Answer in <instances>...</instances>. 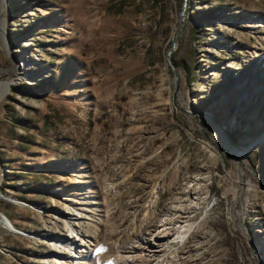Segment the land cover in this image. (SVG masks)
Segmentation results:
<instances>
[{
    "label": "rangeland",
    "instance_id": "374dc122",
    "mask_svg": "<svg viewBox=\"0 0 264 264\" xmlns=\"http://www.w3.org/2000/svg\"><path fill=\"white\" fill-rule=\"evenodd\" d=\"M6 80L0 264H264V0H0Z\"/></svg>",
    "mask_w": 264,
    "mask_h": 264
},
{
    "label": "bare ground",
    "instance_id": "6f19581e",
    "mask_svg": "<svg viewBox=\"0 0 264 264\" xmlns=\"http://www.w3.org/2000/svg\"><path fill=\"white\" fill-rule=\"evenodd\" d=\"M176 78V92L174 94V100L176 102V99L178 97V93H179V90H180V81H179V75H176L175 76ZM9 87H10V80H6L4 81L3 83L0 84V101L2 100V98L6 95V93L8 92L9 90ZM196 118H200L199 116L197 115H194ZM200 123L202 124V122L200 121ZM213 124V123H212ZM213 126H215L213 124ZM217 129V135L220 139V147L222 148L221 150H223V153L226 155L227 153H229L231 156H233L236 160H242L244 161V159L246 157H248V155L250 154V147H242V148H235L232 146L231 142H230V139L228 138V136L219 128H216ZM255 142V141H254ZM81 212H78L77 214V219L81 217H79L78 215H80ZM8 220V226L11 227V229H16L14 227V225L12 224V222L7 218ZM168 224V223H167ZM165 224V225H167ZM69 227H70V231L73 232V233H77V231L75 230V228L73 227V225L71 223H69ZM177 229L179 231V237H177V239H185L187 234L190 232L191 230V226L189 227H185V226H182V225H178L177 226ZM187 229V230H186ZM170 233V230L169 229H165L164 231V236H159V241L153 245L154 247V250H152L154 252L153 255H151L152 257H155L156 259L155 260H160L164 255H160L161 252H166V251H171L172 250V245L175 243V242H170V241H164L162 239H166L168 237V234ZM78 234V233H77ZM161 239V240H160ZM70 241V244L69 246L70 247H77L76 249L78 248H84L85 245L84 243L86 244V242H88L86 239H85V236H83L80 240H76L75 237L72 239L71 237H69L68 239ZM82 241V242H81ZM81 242V243H80ZM62 243V242H60ZM157 248V249H156ZM162 248V249H161ZM72 252H74V250L70 249Z\"/></svg>",
    "mask_w": 264,
    "mask_h": 264
},
{
    "label": "water",
    "instance_id": "95a60500",
    "mask_svg": "<svg viewBox=\"0 0 264 264\" xmlns=\"http://www.w3.org/2000/svg\"><path fill=\"white\" fill-rule=\"evenodd\" d=\"M186 5H187V3L185 2V4H184V8H183V11H182V14H181V28H182L183 23H184V12H185V9H186ZM181 28H180V30H181ZM171 52H172V50H170V51L168 52L169 59H170V54H171ZM172 68H173V70H174V72H175V76L178 75L177 70H176V68H175V66H174L173 64H172Z\"/></svg>",
    "mask_w": 264,
    "mask_h": 264
}]
</instances>
